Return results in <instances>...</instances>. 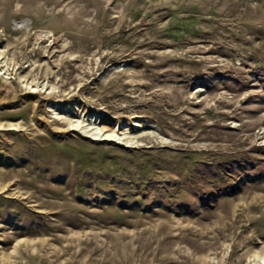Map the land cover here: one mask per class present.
<instances>
[{"label": "rangeland", "instance_id": "obj_1", "mask_svg": "<svg viewBox=\"0 0 264 264\" xmlns=\"http://www.w3.org/2000/svg\"><path fill=\"white\" fill-rule=\"evenodd\" d=\"M262 259L264 0H0V264Z\"/></svg>", "mask_w": 264, "mask_h": 264}, {"label": "bare ground", "instance_id": "obj_2", "mask_svg": "<svg viewBox=\"0 0 264 264\" xmlns=\"http://www.w3.org/2000/svg\"><path fill=\"white\" fill-rule=\"evenodd\" d=\"M46 35H47V34H46ZM135 125H139V123H138V124H135ZM115 133H116V132H115ZM115 133L107 134V136H108V137L113 136ZM262 263H264V259H262Z\"/></svg>", "mask_w": 264, "mask_h": 264}]
</instances>
